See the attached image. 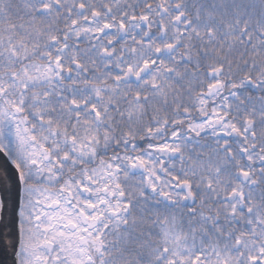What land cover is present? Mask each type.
Wrapping results in <instances>:
<instances>
[{"label":"snow or ice","instance_id":"6c2138e0","mask_svg":"<svg viewBox=\"0 0 264 264\" xmlns=\"http://www.w3.org/2000/svg\"><path fill=\"white\" fill-rule=\"evenodd\" d=\"M0 155L12 264H264V0H0Z\"/></svg>","mask_w":264,"mask_h":264},{"label":"water","instance_id":"95a60500","mask_svg":"<svg viewBox=\"0 0 264 264\" xmlns=\"http://www.w3.org/2000/svg\"><path fill=\"white\" fill-rule=\"evenodd\" d=\"M5 175L7 179H5ZM17 195L14 169L0 155V199L9 204L4 212L3 222H0V264H12V250L9 244L15 237V223L11 205L16 200Z\"/></svg>","mask_w":264,"mask_h":264}]
</instances>
